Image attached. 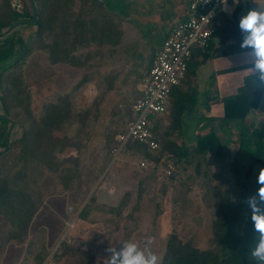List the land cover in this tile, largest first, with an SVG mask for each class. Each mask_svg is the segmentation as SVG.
<instances>
[{
  "label": "rangeland",
  "instance_id": "374dc122",
  "mask_svg": "<svg viewBox=\"0 0 264 264\" xmlns=\"http://www.w3.org/2000/svg\"><path fill=\"white\" fill-rule=\"evenodd\" d=\"M81 2L73 0L67 14L76 18L83 7ZM24 3L31 7V0ZM82 10L87 18L96 19L98 15L104 16L105 21L97 22L99 28L87 29L88 35L82 32L84 36L74 46L69 42L71 62L51 63L50 53L38 44L24 62L10 69L19 90L16 100L9 99L12 101L10 120L17 122L13 125L14 140L20 138L29 121L40 122L49 104L71 105L73 118L56 129L54 136L59 147L52 167L45 168L44 173L35 169V174H31L38 212L27 236L17 239L23 244L25 264H33L27 253L30 246L34 255L49 254L44 264H80L88 258L91 264H108L107 249L118 250L126 241L138 243L143 249L148 238L154 241L151 250L162 259L173 232L195 248L211 249L218 196L228 191L236 194L231 166L243 156L240 123L231 122L238 127L226 126L222 108L214 104L211 124L214 123L213 131L228 147V158L220 163L210 158L175 162L166 150L168 143L193 148L199 136L204 137L212 130H202L197 136L198 130L193 126L198 122V114H204L198 111L201 105L186 94L176 95L174 89L166 112L151 119L160 149L155 153L148 149L145 152L158 161L126 148L117 156L114 150L120 146L118 136L126 134L132 121V104L140 96L142 80L162 49L165 29L154 28L149 23L143 26L142 20H148L146 16L128 20L127 8L119 5L97 10L86 6ZM21 22L27 24L19 23L2 34H14L32 46L38 30L35 21L23 18ZM52 28L47 34L50 43L57 32ZM101 29L111 34L113 39L109 43L102 41ZM3 38L0 37V44ZM195 72L190 66L191 77L196 76ZM179 107L180 110L192 107V113L189 111L192 115L188 120L187 112L181 117L182 130H171ZM0 116H6L1 101ZM262 122H252L254 126L246 122L245 128L253 130ZM5 129L9 130V126ZM183 142L189 146L185 147ZM16 157V152L4 159L0 156V172L13 173ZM169 170L171 175H167ZM259 171L260 168H255L253 179L257 180ZM86 205L88 213L81 220L79 214ZM13 232L9 221L1 217L0 243L2 246L7 243L4 246L10 251ZM63 241L71 249L65 254L59 252V257L53 259Z\"/></svg>",
  "mask_w": 264,
  "mask_h": 264
},
{
  "label": "trees",
  "instance_id": "16d2710c",
  "mask_svg": "<svg viewBox=\"0 0 264 264\" xmlns=\"http://www.w3.org/2000/svg\"><path fill=\"white\" fill-rule=\"evenodd\" d=\"M31 3L29 7L26 6L24 0H0V37H5L0 44V64L4 65L0 68V101L6 112V116H0V149L3 148L0 156L4 159L14 152L17 155L15 171L13 173L0 172V213L14 229L12 234L14 239L27 236L38 212L32 195L35 182L32 183L31 174L35 169L42 172L45 168L48 170L52 167L56 149L59 147L54 136L56 129L66 121L67 123L72 121L73 118L71 117V105L66 107L55 103L49 104L44 109L40 122L31 118L32 120L30 119L31 121L28 122L20 138L14 140L13 125L17 122L14 119L10 120L12 101L10 102L9 99L16 100L19 90L16 88L14 72H10V69L24 62L33 50L32 47L35 46V50L38 44L40 49L50 53L51 63L71 62L73 55L67 48L69 42H72L74 46V43L84 34H89L87 29L99 28L97 22L105 21L102 18L104 16L97 15L96 19L83 16L82 9L79 10L76 18H72L73 16L67 12H71L70 6L73 0H31ZM99 8L105 7H95V10ZM33 9L36 12L38 29L35 44L27 45L14 34L11 36L2 34L19 23L27 24V22H21L23 18L35 21ZM50 26L53 27L52 30L57 31L52 43L47 40ZM231 30V36L238 39L236 52L246 53V50L240 47L242 37L239 28L231 27ZM100 32L103 35V42L108 41L109 43L113 39L109 32L103 29ZM263 97L264 87H257L255 77L251 75L245 80L237 96L224 104V122L226 124L239 122L242 126L240 151L243 156L235 159L231 166L236 194L232 195L228 191L227 194L218 196L212 226L213 247L209 250H200L190 243H184L179 235L173 232L169 235L166 251L161 259L162 264H253L250 249L254 247L256 241L250 219L251 212L246 199L255 194L260 187L257 180L253 179V174L255 168H264V122L259 127H254L253 130H245L243 126L248 116L259 110ZM188 109L185 107L180 110L179 107V110H175L174 125L171 130H181V117ZM73 122L70 124H74ZM7 125L9 130L5 129ZM10 131L12 134L9 145H7ZM167 136L164 135V137ZM168 145L166 150L177 163L182 160L190 161L192 158H198L201 161L210 158L220 163L224 162L229 155L228 147L213 130L202 137L195 148H184L170 143ZM126 149L145 153L146 157L158 161L152 154L145 152L147 150L145 147L136 142L128 143ZM87 206L79 214V219L84 220L87 216ZM70 249V244L63 241L53 259L59 257V252L65 254ZM27 253L33 264H44L49 257L47 253L34 255L32 246L28 248ZM80 264H91V262L88 258L82 260Z\"/></svg>",
  "mask_w": 264,
  "mask_h": 264
},
{
  "label": "crops",
  "instance_id": "0c3cea01",
  "mask_svg": "<svg viewBox=\"0 0 264 264\" xmlns=\"http://www.w3.org/2000/svg\"><path fill=\"white\" fill-rule=\"evenodd\" d=\"M122 1L125 2L122 4ZM189 4L190 0H82L81 2L84 9L86 6H104L105 8H109L114 5H119L120 7L122 6V8L126 7L127 18L128 20L132 18V21L136 18L139 19L142 16H146L148 20L146 19L147 21L145 22L142 20L141 24L144 26V24L149 23L153 25L154 28L160 26L165 29L164 42L172 30L188 18ZM227 7L229 11L226 12L225 7H223L219 12V16L215 22L219 33L214 39L209 52L205 54L197 52L193 55L189 62L186 80L179 87L175 88L176 95L186 94L190 96L191 99H194L197 104L201 105L198 111L204 114H198V122L193 126L194 130H198L196 132L197 136L200 135L202 130H215L213 129L214 123L211 124L214 120L212 117L214 104L220 105L224 118L225 102L237 96L244 86L245 80L251 76V74L247 72V68L251 67V63L247 59L246 53L236 52L235 50L238 45V39L231 36V27L238 28L241 16L246 14L248 10L255 8L256 4L253 0H230ZM190 66L196 69L195 77L190 76ZM173 100L177 103L175 99ZM188 108L189 109L186 111L188 114L185 116L186 120L192 115L189 111L191 113L193 111L192 107ZM258 120L264 122V97L261 101L259 110L257 112H252L248 116L246 122L254 126L252 122L255 123ZM225 125L229 127L232 125L238 127V124L230 123ZM169 126L170 124L168 127ZM243 127L246 130L245 125ZM182 129L181 124V130ZM202 137L199 136L197 142ZM197 142L194 143L193 148L196 147ZM184 145L185 147L189 146L185 143ZM124 148H126V146ZM121 152L119 154H121ZM119 154L116 155L118 156ZM1 217L3 216L0 213V218ZM11 240H13L10 244L11 251L8 250V246H4L7 245V243L3 244L5 248L2 246V243H0V264H25L23 244L20 243L21 241L18 242L17 239L11 238ZM6 242L8 241L6 240ZM3 249L4 252L2 251Z\"/></svg>",
  "mask_w": 264,
  "mask_h": 264
},
{
  "label": "built area",
  "instance_id": "2783aa9c",
  "mask_svg": "<svg viewBox=\"0 0 264 264\" xmlns=\"http://www.w3.org/2000/svg\"><path fill=\"white\" fill-rule=\"evenodd\" d=\"M223 7L221 0H190L188 18L169 34L153 67L142 80L140 96L132 104V121L128 123L126 134L118 136L120 146L114 153L119 154L131 141L150 152L159 151L160 142L152 130L151 119L166 112L173 90L187 78L193 55L209 52L218 35L215 22ZM141 166L144 167L145 163L142 162ZM171 174L169 170L167 175Z\"/></svg>",
  "mask_w": 264,
  "mask_h": 264
},
{
  "label": "clouds",
  "instance_id": "9594fccd",
  "mask_svg": "<svg viewBox=\"0 0 264 264\" xmlns=\"http://www.w3.org/2000/svg\"><path fill=\"white\" fill-rule=\"evenodd\" d=\"M221 2L225 11H229L228 0ZM253 2L256 7L242 15L238 23L242 37L240 47L246 50L251 63L247 72L255 77L257 87H264V0ZM257 183L260 187L256 193L246 199L256 241L250 249V256L256 264H264V168L258 173ZM153 242L152 238H148L143 249L131 241L124 242L118 250L109 248L108 264H162L161 258L151 250Z\"/></svg>",
  "mask_w": 264,
  "mask_h": 264
},
{
  "label": "water",
  "instance_id": "95a60500",
  "mask_svg": "<svg viewBox=\"0 0 264 264\" xmlns=\"http://www.w3.org/2000/svg\"><path fill=\"white\" fill-rule=\"evenodd\" d=\"M34 17H35V22H34V24L37 25L36 12H35V10H34ZM11 29H13V27H12ZM10 136H11V131H10L9 134H8L7 145H9V142H10Z\"/></svg>",
  "mask_w": 264,
  "mask_h": 264
}]
</instances>
